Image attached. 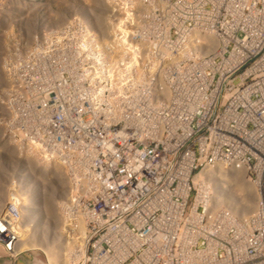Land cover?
<instances>
[{"label":"built area","instance_id":"2783aa9c","mask_svg":"<svg viewBox=\"0 0 264 264\" xmlns=\"http://www.w3.org/2000/svg\"><path fill=\"white\" fill-rule=\"evenodd\" d=\"M75 3L0 15L51 70L0 98L1 263L264 264V0Z\"/></svg>","mask_w":264,"mask_h":264},{"label":"rangeland","instance_id":"374dc122","mask_svg":"<svg viewBox=\"0 0 264 264\" xmlns=\"http://www.w3.org/2000/svg\"><path fill=\"white\" fill-rule=\"evenodd\" d=\"M8 0H0V15L7 8ZM75 0H38L36 7L32 6L28 0H22V9L16 5V1L10 0L11 14H31V13H78L81 6L74 4ZM16 6V7H15ZM16 9V10H15ZM20 21L0 22V98L2 92L9 106L10 111L15 112L20 103H25L30 96V88L33 83L47 81L49 71L44 67L35 66L36 57L41 58L37 53H17L25 51V39L18 34L24 29L20 27ZM24 24V23H22ZM22 29V30H21ZM4 195H0V209L4 200ZM0 264L1 261H0Z\"/></svg>","mask_w":264,"mask_h":264},{"label":"bare ground","instance_id":"6f19581e","mask_svg":"<svg viewBox=\"0 0 264 264\" xmlns=\"http://www.w3.org/2000/svg\"><path fill=\"white\" fill-rule=\"evenodd\" d=\"M219 171H216L214 173V176L216 179H219L222 182L230 183L234 189H237L239 192L243 193V197L238 196L235 197L232 193L229 197L226 198L229 202H235L239 207L242 208V210L249 211L253 204H254V190L250 184L247 182H244L241 176L240 171H236L235 173H223L218 169ZM235 179V180H232ZM37 180L34 182V185H36ZM4 195L5 192L2 188H0V195ZM244 211V212H246ZM47 229H49L47 227ZM44 247L48 249L50 256L53 260H57L58 252H60V246L57 244L52 243V241L49 244H45Z\"/></svg>","mask_w":264,"mask_h":264}]
</instances>
